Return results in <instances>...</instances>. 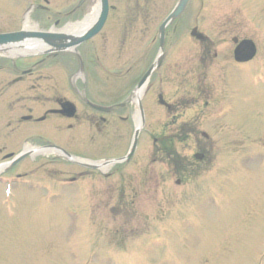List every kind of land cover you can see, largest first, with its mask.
<instances>
[{
  "label": "rangeland",
  "instance_id": "1",
  "mask_svg": "<svg viewBox=\"0 0 264 264\" xmlns=\"http://www.w3.org/2000/svg\"><path fill=\"white\" fill-rule=\"evenodd\" d=\"M76 1L50 0L46 4L40 0L51 9L62 11ZM176 1L161 0L162 16ZM36 2L0 0V31L20 27L27 9ZM148 6L152 7L151 27L144 39H140V29L146 25V19L140 18L138 38L131 37L133 46L142 41L147 43L157 36V0H152ZM185 17L177 34L178 42L160 73L152 79L155 90L150 85L143 106L148 109V101L156 90L165 93L177 109H182L196 94H203L210 100L209 106L201 110L203 113L200 112L196 120L189 119L187 113L177 115L176 125L164 130L166 135L178 134L179 127L187 123L188 127L195 128L192 132L205 130L218 140L208 147L213 162L206 175L212 170L220 171L222 167L221 172L209 176L192 195L191 205L198 208V220L187 225L174 222L173 217L184 214L180 202L185 194L181 193L182 186L176 184V177H166L170 174L166 173L164 166L151 183H146L150 188L146 186L142 195L136 197L140 208L137 217L134 213L126 222L121 221L124 218L118 223L107 219L110 217L107 210L80 206V214L73 216L74 211L67 207L78 201L72 196L70 200L59 197L57 204L46 208H38L37 199L31 197L18 208L0 209V264H264V0H192ZM46 18L42 17V22L45 23ZM47 22L48 25L51 23ZM192 26L199 27L212 44H202L191 37ZM234 36L252 37L257 42L259 54L254 61L242 66L236 64ZM92 43L86 41L81 48L89 49ZM77 54L85 56L81 51ZM150 57L151 52L147 51L138 58L139 69ZM86 60L87 65L79 66L84 74L91 73V69L89 72L87 69L90 63L87 56ZM134 60L129 58L128 62ZM125 63L127 61L112 65L118 72H123L126 66L121 67ZM75 70H78L76 64L72 71ZM123 86L124 94H127L132 82L127 83L128 88L125 84ZM203 98L197 101L198 106L203 104ZM157 100V94L154 102L150 100L155 104L149 108L150 125L156 121L157 124L173 122V114H169L165 107L157 109ZM158 128L157 132L161 131ZM228 129L232 131L231 137L240 135V140H222L221 132ZM247 133L262 135V139L251 144L249 139H242ZM147 143L153 145V138H148ZM141 145L140 155H144L147 148L143 137ZM194 147L193 143L189 146L176 144V150L188 157H192ZM98 153L108 155L111 151L103 148ZM157 157L162 160L168 157V152L159 148ZM196 174L199 172L193 176ZM201 181L202 178L198 183ZM22 193L23 197L31 196L26 191ZM204 195L207 198L201 201ZM2 203L0 201V206ZM127 226L131 234L141 232L139 234L143 236L125 239L109 232Z\"/></svg>",
  "mask_w": 264,
  "mask_h": 264
},
{
  "label": "flooded vegetation",
  "instance_id": "2",
  "mask_svg": "<svg viewBox=\"0 0 264 264\" xmlns=\"http://www.w3.org/2000/svg\"><path fill=\"white\" fill-rule=\"evenodd\" d=\"M126 1L116 0L115 4L111 0L107 23H118V26L106 24L89 40L93 42L89 49H82L81 45L84 62H87L86 56L90 60L88 72L91 69L83 78L72 73L73 66L79 65L75 58H51L48 54L26 59L0 58V168L4 166L0 173L11 175L9 170L13 171L25 180L23 184L31 193L52 190L65 196L74 194L80 206L105 204L110 209L130 211L139 208L136 197L142 195L145 187H149L146 183H151L157 171L162 170H157L155 136L152 153L150 145H146V153L140 155L142 147L138 144L131 158L118 162L115 168L103 170L104 167L87 165L91 160L122 158L131 150L130 106L124 102L123 89H119L118 81L112 84L113 74L97 73L93 68L107 70L113 63L138 59L154 47L155 40L132 45L131 37L138 38L137 27L127 26ZM160 3L157 0V50L162 23ZM170 40L167 29L165 45L168 48ZM132 50L134 53L130 54ZM119 82L122 84L124 80ZM103 148L111 153L99 155L98 151ZM20 154H24L20 163H12ZM190 165L181 166L188 171ZM170 166L174 171L166 172L176 173L175 160ZM103 175H106L104 182ZM65 180H71L74 185L62 186ZM99 195H105L104 202L98 201Z\"/></svg>",
  "mask_w": 264,
  "mask_h": 264
},
{
  "label": "water",
  "instance_id": "3",
  "mask_svg": "<svg viewBox=\"0 0 264 264\" xmlns=\"http://www.w3.org/2000/svg\"><path fill=\"white\" fill-rule=\"evenodd\" d=\"M187 1L188 0H181L178 6L176 7L175 11L170 16V18L179 15L185 8ZM102 2H103V10L100 16V21L96 25H94L92 29L82 39H86L92 36L104 23L106 16H107V12H108V3H107V0H102ZM193 33H195V31ZM30 36L43 37L47 39L48 42L51 41L50 38H53V35L49 33L21 31V32H16V33L0 34V44L9 43L12 41L28 38ZM55 37H59V35H56ZM78 42H79V39L73 40L71 44L72 45L77 44ZM255 50H256L255 44L251 40H243L236 48V58L241 61L248 60L255 54ZM147 75L140 82L139 84L140 86L147 79L148 77Z\"/></svg>",
  "mask_w": 264,
  "mask_h": 264
},
{
  "label": "bare ground",
  "instance_id": "4",
  "mask_svg": "<svg viewBox=\"0 0 264 264\" xmlns=\"http://www.w3.org/2000/svg\"><path fill=\"white\" fill-rule=\"evenodd\" d=\"M99 5H100L99 1L96 0L93 8L89 11V14L86 16L84 21H79V22H75V23L74 22L68 23L63 28V31L76 32L77 30H82V28H84L85 26H88L89 24H91L98 16ZM27 22H28V20H27ZM29 25H30V23L27 24L26 26H29ZM63 43H65V42H63ZM62 45L64 46L65 44H62ZM21 49L25 50V51H29V49H26V48H21ZM145 88H146V86H143L141 89H139L138 92H139V94L141 96L143 95V92H144Z\"/></svg>",
  "mask_w": 264,
  "mask_h": 264
}]
</instances>
